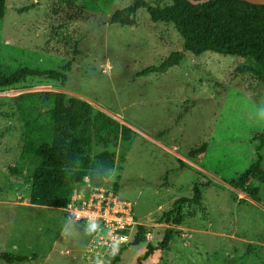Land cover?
<instances>
[{"label":"rangeland","instance_id":"obj_1","mask_svg":"<svg viewBox=\"0 0 264 264\" xmlns=\"http://www.w3.org/2000/svg\"><path fill=\"white\" fill-rule=\"evenodd\" d=\"M134 1L6 0L0 70L71 68L64 86L27 78L0 89V264H110L117 255L116 264H139L147 243L157 248L140 264H264V183H251L256 198L229 184L258 157L264 168V144L256 139L264 132V84L236 73L244 58L183 52L174 26L153 23L144 9L134 26L110 24L116 10ZM173 52L184 54L178 66L145 73ZM34 91L78 97L135 132L110 186L118 180L119 197L134 204L146 243L131 245L136 228L123 232L124 242H110L101 226L31 201L36 164L18 161L24 130L12 97ZM13 166L23 175L12 174ZM196 182L203 185L201 205L184 210L180 226L167 222L163 213L190 198ZM170 230L168 245L159 247ZM106 240L110 250L99 247L88 260L86 252ZM2 254L24 260L7 262Z\"/></svg>","mask_w":264,"mask_h":264},{"label":"trees","instance_id":"obj_2","mask_svg":"<svg viewBox=\"0 0 264 264\" xmlns=\"http://www.w3.org/2000/svg\"><path fill=\"white\" fill-rule=\"evenodd\" d=\"M141 9L147 12L153 23L174 26L182 38L183 52L196 56L212 52L244 58L246 62L237 66L236 73L253 74L264 84V6L239 0H208L198 5L187 0H171V4L153 6L144 0H136L116 10L110 17V24L134 26L136 13ZM5 12L6 0H0V20ZM183 57L182 52H173L158 67H150L145 73H166L178 66ZM70 68L71 63L54 69L21 67L10 74L0 70V89L12 87L27 78H45L64 86ZM12 105L24 130L18 161L36 164L29 183L30 199L35 206L65 209L71 201L72 190L83 184L85 178L94 187L118 194V180L110 186V173L114 167L120 170L125 161L124 152L135 137L131 128L93 108L85 100L58 91L20 93L12 97ZM256 139L264 144V132ZM95 144L101 150L96 152ZM202 149L190 155L201 153ZM9 170L12 174L23 175L16 166ZM254 182L264 183L261 157L229 184L233 189L256 198L257 188L250 189ZM202 186L198 182L193 184L192 196L176 200L162 217L180 226L184 210L201 205ZM82 224L94 228L100 226L99 222ZM135 228L131 245L146 243V228L143 225ZM172 235L171 230L167 231L159 247L165 248ZM146 248L143 257L138 258L139 264L157 247L147 243ZM1 258L7 262L24 260L10 254H2ZM119 261L117 255L110 264Z\"/></svg>","mask_w":264,"mask_h":264},{"label":"built area","instance_id":"obj_3","mask_svg":"<svg viewBox=\"0 0 264 264\" xmlns=\"http://www.w3.org/2000/svg\"><path fill=\"white\" fill-rule=\"evenodd\" d=\"M65 210L74 222L83 221L89 224L99 222L100 228L108 230L110 242H124L126 236L123 235V232L133 230L135 226L139 225L135 218L133 203L121 199L111 190L92 186L88 178L84 179L82 189L71 195V201ZM145 237L147 238V235ZM96 243L94 248L86 252L88 260L95 257L94 252L99 247H105L106 253L110 250L107 240L104 243L101 241Z\"/></svg>","mask_w":264,"mask_h":264},{"label":"water","instance_id":"obj_4","mask_svg":"<svg viewBox=\"0 0 264 264\" xmlns=\"http://www.w3.org/2000/svg\"><path fill=\"white\" fill-rule=\"evenodd\" d=\"M187 1L191 3L192 5H198V4H203L204 2L208 0H187ZM239 1H244L252 5L264 6V0H239Z\"/></svg>","mask_w":264,"mask_h":264},{"label":"crops","instance_id":"obj_5","mask_svg":"<svg viewBox=\"0 0 264 264\" xmlns=\"http://www.w3.org/2000/svg\"><path fill=\"white\" fill-rule=\"evenodd\" d=\"M82 185H83V184H80V185L74 187V189L72 190V194L75 193L76 191L81 190V189H82Z\"/></svg>","mask_w":264,"mask_h":264}]
</instances>
